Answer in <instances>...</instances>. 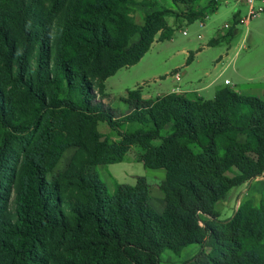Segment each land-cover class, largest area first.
Wrapping results in <instances>:
<instances>
[{
  "label": "trees",
  "instance_id": "1",
  "mask_svg": "<svg viewBox=\"0 0 264 264\" xmlns=\"http://www.w3.org/2000/svg\"><path fill=\"white\" fill-rule=\"evenodd\" d=\"M172 1L189 24L218 5ZM133 2L0 0V264H163V253L191 245L210 249L208 264H264V206L227 220L216 209L264 177V100L228 87L212 99H145L139 87L117 114L104 103L106 81L175 34L173 9L139 25ZM134 145L147 169L165 170L161 212L146 177L111 192L92 169L123 162ZM70 148L66 170L49 180Z\"/></svg>",
  "mask_w": 264,
  "mask_h": 264
},
{
  "label": "rangeland",
  "instance_id": "2",
  "mask_svg": "<svg viewBox=\"0 0 264 264\" xmlns=\"http://www.w3.org/2000/svg\"><path fill=\"white\" fill-rule=\"evenodd\" d=\"M133 1L131 5L133 16L139 25L143 24L145 14L149 11L158 10L162 6L173 9L175 16H169L167 20L175 28V34L171 40L156 41L137 65L119 70L106 81V92L109 98L104 103L115 109L117 114L126 113L127 107L122 98L126 97L128 90L139 88V85L145 99H152L178 88L189 98H192V91L200 89L198 90L200 95L206 99H212L215 96L216 87L223 84L225 79H229L233 89L235 86H244L249 83L251 86H244L247 90L264 85V29L262 34L253 35L255 25L249 28L245 24L238 27V36L234 44L240 45L244 38H249L250 44L256 43L252 52L251 47L249 51L235 56L234 51L229 50L225 41L200 50L202 46L215 38L220 29H223V35L232 30V26L225 28V25L232 21L237 9L242 12V15L246 14L247 9L235 0L221 1L217 12L207 19L198 20L192 24L183 18L186 7L182 5L176 7L172 0ZM240 1L246 2V0ZM209 2L210 0H198L197 4L204 7ZM256 6V11H259L264 4L258 3ZM259 14L256 21L260 17L264 20V13L259 12ZM202 22L205 25L204 28L201 26ZM230 38H226V41ZM137 40L138 36L133 39L134 42ZM190 53H193L195 58L187 66ZM227 53L228 56H226ZM177 73L182 77L179 76V79H176L175 74ZM98 128L103 134L111 135L113 140L118 139L116 133L112 132L106 124L100 123ZM165 133H168V129L163 132ZM241 138L244 140L243 137ZM159 143L160 141H155V144ZM74 152L75 148H70L64 153L54 172L48 175L49 180L66 170ZM144 152L142 147L134 145L126 154L123 162L92 169H96L100 179L107 184L110 191H114L115 184L135 185L138 177H146L151 186V204L154 209L161 212L165 203L159 184L165 178V170L147 169L142 161ZM246 204L255 207L261 204L264 206V177L234 187L226 198L218 203L216 209L220 214V219L227 220ZM209 252L210 249L207 247L191 245L186 247L179 256L166 251L161 259L163 264H208Z\"/></svg>",
  "mask_w": 264,
  "mask_h": 264
},
{
  "label": "crops",
  "instance_id": "3",
  "mask_svg": "<svg viewBox=\"0 0 264 264\" xmlns=\"http://www.w3.org/2000/svg\"><path fill=\"white\" fill-rule=\"evenodd\" d=\"M221 1H223V0H217V2H218V5H217V9L215 10V11H213L212 13H210L209 14V16L208 17H210L211 16V14H214L215 12H217L218 10H219V7L221 6ZM226 1H228V0H226ZM237 3H239V4H241L242 6H244L246 9H247V6H246V3H244V2H241L240 0H235ZM258 3H262V4H264V0H257V3H256V5L258 4ZM204 4V3H203ZM260 9H261V13H264V7H260ZM246 13H247V11H246ZM246 16V14L245 15H242V12L240 11V10H236L235 11V13H234V15H233V19H232V21L230 22V23H228V24H226L225 25V28L227 27V28H229V27H231L232 26V30H233V36L230 38V37H226L227 36V34L226 35H223L224 33L222 32V30L223 29H220L217 33H216V35H215V38H213V39H217V38H219V37H226V38H230L229 40H227L226 41V38L225 39H223V41H221V42H226L227 44H228V48H229V50H233L234 51V54H235V56H238L241 52H247V51H249L250 49H251V47H252V49H251V52L252 51H254V46L256 47V43H252V44H250L249 43V38H244V40H243V42L240 44V45H237V44H234L235 43V39L237 38V36H238V34H237V31H238V27L240 26V25H244L245 23L243 22V21H241V20H243V18ZM260 16V14H257L253 19H252V21L249 23V24H245L246 25V27H252V26H254L255 25V27L253 28V31H252V34L253 35H260V34H262V31H263V29H264V20H261V17L258 19V21L259 20H261L260 21V23L259 24H257L258 23V21H256V19L258 18ZM207 17V18H208ZM207 18H205V19H207ZM235 21H239V23L238 24H236V25H234V23H235ZM202 25V27L204 28L205 27V25L203 24V22L201 23ZM185 31H183V33H184ZM221 32V33H220ZM201 36H199V38H200ZM213 39H211V40H213ZM210 40V41H211ZM209 41V42H210ZM209 42L205 45V46H202L201 48H200V50H205V49H207V48H210V47H213V46H209ZM220 42V43H221ZM155 43V42H154ZM218 45V44H217ZM154 46V44L152 45V47ZM216 46V45H215ZM151 47V48H152ZM151 50V49H150ZM193 54V53H192ZM229 54L227 53L226 54V56H228ZM144 58V57H143ZM194 58H195V55L193 56V58H192V60L190 61V62H188V60H187V66H189L193 61H194ZM137 65V64H136ZM135 66V65H134ZM131 67H133V66H131ZM177 74H179V73H177ZM177 74H175V76L177 75ZM179 76H180V78L182 77V75H180L179 74ZM176 79H177V76L175 77ZM248 78H246V80H247ZM181 80V79H180ZM179 80V81H180ZM226 80H229V79H225V81ZM225 81H224V83L223 84H219L217 87H216V90H215V94L214 95H216V93L218 92V91H220L221 89H223V88H226V87H228V88H232L231 87V82H230V84H225ZM210 86H211V84H209ZM243 85H240V86H235V89H236V91L238 92V93H240V94H242V95H247V96H256V97H259V98H261V99H263L264 100V85H262V87H260V88H253V89H250L249 88V90H247L244 86H251V83H249V84H247V85H244L243 87H242ZM258 86V85H257ZM261 86V85H260ZM139 87H141L140 85H139ZM239 88H241V89H239ZM234 89V90H235ZM238 89V90H237ZM198 90H200V89H198ZM198 90H194V91H192L191 93H192V97H196V96H201V97H203L202 95H200L199 94V92H198ZM201 90H203V89H201ZM204 91V90H203ZM249 91V92H248ZM169 92H179V93H184L181 89H172V90H170ZM169 92H167V93H169ZM162 94H166V93H162ZM161 95V94H160ZM204 98V97H203ZM206 99V98H205ZM112 165V164H111ZM98 168V167H97ZM109 188V187H108ZM111 192H113V191H111Z\"/></svg>",
  "mask_w": 264,
  "mask_h": 264
},
{
  "label": "built area",
  "instance_id": "4",
  "mask_svg": "<svg viewBox=\"0 0 264 264\" xmlns=\"http://www.w3.org/2000/svg\"><path fill=\"white\" fill-rule=\"evenodd\" d=\"M245 3H246V6H247V13H246V16L243 18V21H244L245 24H249L252 21V19L257 14H259L261 9H259V11H256L257 0H246ZM184 34H186V32H184ZM176 76H177V79H179V74H177ZM225 84H230L229 80H226Z\"/></svg>",
  "mask_w": 264,
  "mask_h": 264
}]
</instances>
